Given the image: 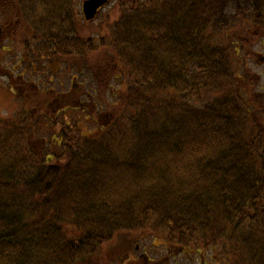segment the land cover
I'll use <instances>...</instances> for the list:
<instances>
[{
    "label": "trees",
    "instance_id": "1",
    "mask_svg": "<svg viewBox=\"0 0 264 264\" xmlns=\"http://www.w3.org/2000/svg\"><path fill=\"white\" fill-rule=\"evenodd\" d=\"M28 1L1 5L30 29L27 68L108 50L121 104L101 106L109 123L84 106L61 120L1 71L14 106L0 118V264H124L130 233L198 264H264V90L250 68L264 0H119L96 42L79 0Z\"/></svg>",
    "mask_w": 264,
    "mask_h": 264
},
{
    "label": "rangeland",
    "instance_id": "2",
    "mask_svg": "<svg viewBox=\"0 0 264 264\" xmlns=\"http://www.w3.org/2000/svg\"><path fill=\"white\" fill-rule=\"evenodd\" d=\"M79 1L80 7H78V10L81 13V4L83 5L86 0ZM118 2L119 0H110L109 5L108 2L103 4L100 7V11L95 14L94 18L89 20L90 23L84 22L83 18H80L81 15L78 16L81 19L80 27H82L80 29V34L84 38H91L96 42L101 35L98 31V27L103 18L106 16H109L110 20L116 18V13L119 11V6L117 5ZM34 6L35 4L33 5L27 0V10H35L36 8ZM27 17L28 19H31L32 16L27 13ZM252 44L250 45L253 52H255L253 55L255 58L252 60L253 62H251L250 68L255 74H257L260 80L256 91L259 90L261 92V90H264V64L258 62L257 58L260 56L264 57V36L261 34L255 35V40H253ZM0 47L2 49L5 48V50L10 49L8 42L3 44L2 41H0ZM10 52L11 53L5 51L0 54V76L1 70L9 71L10 73H13V75L15 74V76L18 74L17 70H27L25 73L26 79L35 83L37 89L42 90L45 94L44 97L47 98L48 101L46 107L51 115H57L58 119L62 120L60 112L63 110H67L66 112H68L71 109L79 108L76 106L75 101L80 100L81 104L85 105L86 109L96 110V114L100 117V124H104L106 121L109 123L114 120L115 111L112 107L109 106V108H105V110L101 109L103 103H112L116 108L121 104V98H119L122 94L121 84H114L111 81L106 83V85L103 84L104 79L107 78V74H104V72L109 68L107 66L108 57L109 55L111 56L108 50H103V52L94 55L90 54L89 60L86 63L71 65V68H66L67 66L65 64L50 66V68H54L55 71L58 70L56 74H53L51 70L47 68V62L45 61H43L40 67H36V70H32L30 67L27 69V65L23 66L24 63L20 61L19 55H16L14 50V54L11 49ZM255 62L258 64L257 66H254L255 64L253 65ZM79 69L81 70L80 72H78ZM99 70L100 75H98ZM74 79H76V86H82L83 90L76 91L73 89L72 85ZM114 88L117 89V92L114 91ZM262 93H264V91H262ZM56 94L63 95L64 98L58 100L54 104H50L49 102L54 100ZM13 106V102L11 101L10 103V94L6 87V81L0 77V118L7 117L11 112L10 110L13 109ZM36 143H41V141ZM54 151L57 154H60L61 152L57 149ZM168 261L169 264H173L171 259ZM181 263L190 264L186 262Z\"/></svg>",
    "mask_w": 264,
    "mask_h": 264
},
{
    "label": "flooded vegetation",
    "instance_id": "3",
    "mask_svg": "<svg viewBox=\"0 0 264 264\" xmlns=\"http://www.w3.org/2000/svg\"><path fill=\"white\" fill-rule=\"evenodd\" d=\"M14 0H0V41H2L3 44L5 43H9V47L11 49V51L13 52V50L15 51L16 55H19L20 57V61L24 63L23 66L27 65L29 62V56L28 54H26L25 52H23L22 47H21V41L22 39H25L26 37H28L30 35V29L26 28L25 26L22 25V17L21 14L18 11V9L16 8V6L13 4H9L10 6H12L13 8V12L11 13H7V10L5 11V9L1 8L2 3L4 2H13ZM261 34L264 36V31L258 32L256 33ZM10 49L5 50L2 49L0 47V54L2 52H10ZM13 49V50H12ZM252 54V60H254L255 56H253L255 54V52H251ZM14 54V52H13ZM258 62H261L264 64V57L260 56L257 58ZM253 62V61H251ZM255 64V65H254ZM112 65V57L109 55L108 57V63L107 66L109 67L104 74H107V78L104 79L103 84L106 85V83H109V74L111 71V66ZM254 66H257L258 64L255 62L253 63ZM113 67H115L113 65ZM28 69V68H27ZM33 70H36L35 68ZM18 74L15 76V74L13 75V73H10L9 71L6 72L7 78L10 77L11 84L13 85H24L25 83L29 86H34L36 85L35 83H32L31 81H28V79H26V72L27 70H17ZM81 70L79 69L78 72H80ZM100 75V70H99V74ZM15 77V78H14ZM76 79L73 80V85L71 82V85L73 86V89H75L76 91H81L83 90L82 86H76L75 83ZM17 87V86H16ZM37 88V85H36ZM35 88V89H36ZM89 97V96H88ZM63 95L60 94H56L54 96V100H52L51 102H49L50 104H54L55 102H57L60 99H63ZM11 101L14 102V97L12 95L11 97ZM76 106L78 107H82L85 105H82L80 100L75 101ZM100 119V118H98ZM122 241L125 245H121L123 249H125L126 253L128 255V258L126 261H124V264H169V259H171L173 262V264H182L181 262H186V263H190V264H198L197 262L193 261L190 256H186V255H182V249H177L178 253H175L174 256L171 255L172 250L170 249H164V254L162 253H158L157 250H155L152 246H145L143 244H137L136 241L133 240V234L130 233L128 235H123L122 236ZM134 243V244H132ZM118 245L121 244L120 242L117 243ZM120 246V245H119ZM165 259V260H164Z\"/></svg>",
    "mask_w": 264,
    "mask_h": 264
},
{
    "label": "water",
    "instance_id": "4",
    "mask_svg": "<svg viewBox=\"0 0 264 264\" xmlns=\"http://www.w3.org/2000/svg\"><path fill=\"white\" fill-rule=\"evenodd\" d=\"M107 0H86L82 5V12L84 18L89 21L94 18L97 10L106 2Z\"/></svg>",
    "mask_w": 264,
    "mask_h": 264
}]
</instances>
